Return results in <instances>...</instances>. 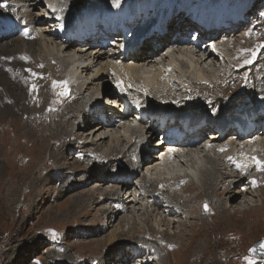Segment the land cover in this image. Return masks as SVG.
Instances as JSON below:
<instances>
[{"label":"bare ground","instance_id":"6f19581e","mask_svg":"<svg viewBox=\"0 0 264 264\" xmlns=\"http://www.w3.org/2000/svg\"><path fill=\"white\" fill-rule=\"evenodd\" d=\"M14 1L17 2V7L21 9L20 12L24 13L25 15H21L19 12L15 11V9L6 10V12L9 14L14 13L20 19L27 20L32 16L29 14H32V12L36 10L34 11V14H36V16H32V18L34 19H30L28 21V25L33 26L37 23H42V15L44 9L43 6L44 4H51L53 0ZM144 1L149 0H143L142 3ZM2 2L3 1H0V5H3L1 4ZM105 2L106 3H101V8L103 10L105 9L106 4H109L110 1L105 0ZM152 2V4H157L156 0H152ZM88 5H82L79 8L76 7L75 10H70L69 12H65V10L61 7L55 14L56 17H62L61 21H48V28H44L43 30L42 28H40V25V29H36L34 34H27L25 39H19L16 36L15 39L13 38L11 41H4L1 43L3 38L0 37V115H10L14 117H21L25 115L31 116L34 119V126L35 128H37L43 121L47 120L48 123L50 120H55L54 115L58 114L62 109L66 112L60 115V120H66L68 122V128L72 129L74 132V135H71L72 132L70 133V135L67 134L66 138H69L70 136L71 138L69 140L76 138L71 142L75 141V144L80 146L79 151H82L87 155H90L89 149L91 148L97 149V151L102 153V155L98 158H96L92 153L91 156L87 158L90 159V163L89 161H87V163H89V166H82V170L71 169L70 167H68L69 164L65 167L58 164L56 168L51 169L50 174H48V179L55 180L56 178V182L60 180L62 184H69L67 185V188L70 190L72 189V191L75 190V186H78L81 183L83 184L82 181L77 182V178L81 177H86L88 178V180H99L96 184V186H99V188L111 185V190H113L114 192L110 193L111 190L108 191L105 189L107 197L102 202L98 203L95 199V195H91V198L93 199V206L102 204V207H104V212L102 215L103 217L98 220V223L104 222L108 217L110 218L111 216L112 219H115V221L113 222L116 223L118 218L121 217V214L126 209H129L130 205L134 209V213H140L142 210L149 211L150 209H153V211H156L160 215H164V217L162 216L161 218V220H164H162V222H164V225H162L163 223L159 224V230H157L159 232L162 231L161 233H166V231H164L165 229L163 230L165 223H168L170 227L174 225L172 228H175V225L181 223L179 224L178 229H181L182 225L190 224L189 219L195 220L193 216L198 213L199 209L202 211L205 205L210 207V211L208 213H203L207 215V221L216 217L217 206L215 205V202L213 199H211V197L218 198L220 201V196L215 194L217 188L219 189V193H221V196H224L227 209L232 208L229 203L235 200L237 198V195L239 196V194H241L239 197L242 198V201L247 206L246 209L251 207L250 204H252V206H255L257 203L261 202V200L259 201V199L257 200V203L256 201L250 200L249 196L256 200V196L260 193H264V189H259V191L251 192V190H248V185L245 183V180H249V185L264 188V170H262L264 169V165L260 164L255 166V169H257L259 173L257 178L252 177L250 175V169L247 168L239 169L237 177H235V174L233 173H229L228 175L226 169H224L225 165L237 161H242L246 165H251L255 162V160H253L252 158L254 156H257L258 158V155L256 154H258L259 152L261 154L262 151L264 152V134L262 136H260V134L256 137L252 136L250 123L246 124V122L243 121L245 118L250 117L249 112L247 113L246 117L244 115V117L235 119L240 120L238 130L239 133H243L242 136L238 137L232 134V136L234 137L230 140L231 143L228 142L226 144L225 138L229 134L224 137L219 143L212 144L210 141H208L203 147L199 146L198 143H195L194 146H190V149H181L179 144L176 145V148L166 149L165 146L154 145L156 137L154 136L155 134L150 137L149 133H151V129L149 128H154L161 125V121L158 119V117H164L166 114L173 115L174 119L175 117L179 116H190L192 118H197V121L187 125V120H181V128H184L183 131L185 132H191L193 129H195L197 130L196 132L199 133V136L203 137L206 135V130L203 129L204 124L200 123V120H205V124H208L210 122V118L208 117L213 116L210 112L214 109L215 105H219L216 106L215 109L216 111H221L220 115L222 119L228 115L238 117L244 112L248 111V107H250L252 101H256L257 97L260 96L261 92L254 87V90L247 91V93L245 95H242V97L237 94L235 99L229 101V99L233 96L232 90L234 89V85L237 81L238 76L241 75L242 79L247 81L249 86H257L261 83L262 75L256 73L253 77L252 73L241 74L240 72L225 75L227 68L230 66V63L227 60L229 58V55H225L227 54L228 49L224 46L218 47L217 50H219L224 56V59L222 60V55L218 52L211 51L209 49V45L205 43L206 41L201 44H194L190 42V40L187 39L182 33L184 28L189 24L182 21H180L176 25H174L173 23L169 27V30L173 31V36L176 33H181V37H178L174 42H172V38L169 36L161 37L158 34H154L150 44L156 41L157 44L162 45L163 48L160 49L159 47H157V44L155 47H153V44L152 46L150 44H146V42L143 44L141 35L154 25V21L152 20V18H156L159 22L157 12H152L150 16L146 17V11L149 8L145 3L143 4L141 10L138 8V5L134 6L130 4V6L128 7L130 16L127 17V12L125 13L124 19H126L128 23L125 27L123 24V28H127L129 36L124 44L118 45L117 47V42L116 44H114V49H112L110 52L112 55L116 54V58L109 59L107 55L102 57L100 56V54H96L95 56H93L96 51L91 46H79L78 48L75 46V42H77L79 45H82L83 43H79V41L73 40V38L71 37L72 31L68 32V25H66L68 21L72 20L77 14L78 15L73 20L72 27L77 28L80 33H84L83 30L79 29L82 23H85V26L88 25V27L91 25L92 27H96L99 26L100 22L104 23L103 20L105 18H97L94 19L93 24L91 22L89 23L87 21H81V23L75 25V21L80 20L82 17L90 16L94 13L98 14L96 13L98 9H96V7L91 8L90 6L86 10L88 12H85L84 9ZM91 10L92 12H89ZM141 14L143 15L142 18ZM211 14H214V11H212ZM135 16L137 18H141L139 19V22L136 19H133ZM105 20L106 22H108L109 18L106 17ZM6 21H8V18L6 16H0V24L5 23ZM262 24L264 25V22ZM17 25L18 35L23 31V21L22 24ZM244 27L245 26L243 25V29ZM5 28L9 31L12 27L10 25H7ZM64 32L65 34H68V37H62L64 38V40L58 43L57 38L61 37ZM237 32H239V30H236V33ZM102 33H105V31H102ZM102 33L100 34L102 35ZM201 33L203 34V36L208 35V33H206L205 31H202ZM260 34L261 33H259V35ZM110 37L111 38H109V40L111 41V39L113 40L115 36L110 33ZM231 37L232 35H223L221 36V39L230 41ZM249 37H251L250 34ZM137 40H139L138 43H136ZM167 42H169V45H166L168 44ZM136 44H139L141 47H137ZM126 45H134V47L132 49L128 47V50H123ZM236 47V50H240L239 48H241L242 46L236 45ZM118 48L119 50L117 51L116 49ZM99 49L102 50V47H100ZM147 51L150 52L145 53ZM17 58H21L22 61L26 63V66H22L23 63L21 62L12 63V60H15ZM233 65L235 67H239L241 63H234ZM59 68H61V72L59 71ZM11 69H21V74L10 76L9 72ZM64 69L66 70L65 74L69 75V79L60 77ZM29 70L33 71L35 75L27 76L22 72ZM167 73H170V77L175 78V81H178L175 76L177 73L182 75L184 79L188 78L187 82H185V84H183L180 89L181 94H174L168 87L160 88L161 84L159 83V81H161L162 78L165 77L164 74ZM36 75H38L40 79H36ZM206 78H209L211 85L206 87V89H202L200 88L202 86L201 82H199L198 79L204 81ZM30 80L35 82V88L29 83ZM50 80L53 85H62L63 82H65V92L70 91V95L65 96L63 89L55 93L50 100V98L47 97L48 94L46 93V90H48V82ZM221 80L223 84L221 86H218ZM186 85L189 86V89L186 87ZM212 86L214 88H212ZM114 89L122 93L123 96L129 98L130 101L126 103L122 99H118L117 95H115L114 93ZM76 92H78L79 94L78 100H75L78 97L77 95H75ZM186 92L188 93V96L184 98ZM33 94H36V100L34 99ZM103 95H105V97L102 98ZM212 95L215 98L218 97L213 101L214 103H203V99H206L210 96L212 97ZM96 96L98 97L97 102L94 101ZM115 98L118 99L116 100V102L120 101L122 104L124 102L125 104L123 105H128L131 103V105L133 106L132 99H136L138 100L136 102L141 103V105L135 104L134 107L137 109V111L134 112V114L130 115L127 113L129 111H125L123 115V117H127L128 119L129 117L133 118L135 115H137L134 120H140V123L146 120L148 123V125L140 124V128L144 132L147 131L142 143H144L145 140H147L146 142H148V138L150 142L148 143L144 157H142L138 163H134L131 160L128 162H125V160H117L119 158H127L128 154L126 153V150L130 143L129 131L131 133L133 132L132 129L135 123L132 124V127L130 126V129L126 130L123 127L118 132L108 128L109 126L114 127L113 124H108L111 123L110 120L108 122L100 121L102 125L98 124L97 127L93 128L91 131H93L94 133V130H97V132L99 130H102V133L97 137H100L101 135H107V137H104V140L109 139V141H107L108 143H105V141H103L102 143H98L102 139H100L99 141H95L94 139H86V137L84 139L82 138V134V136H78L76 133V130L82 132L79 128V123H84L86 126H89L96 120L95 116L92 120V117H90L88 112L86 111V108H91V105H88L89 103L94 101L95 107L97 105H102L104 107V110H107V106H105V104H109V101H113V99ZM106 100L108 101L107 103ZM70 101H73L71 103V107H69L68 104ZM152 102L154 104H157L158 102L164 103L166 107L159 110L153 109L155 111L151 113L150 111L152 110V107H156L154 104H152ZM32 103H36L40 110H38L37 112L31 111L29 114H26ZM185 103L188 105V107L185 106ZM66 104L68 105V107H65L67 106ZM77 104L82 107L81 109L78 106L81 110H73L74 108H78ZM142 106H145L146 110L143 111L141 109ZM262 107L264 108V102L262 103ZM117 110L121 112L122 109H120L119 107V109L117 108ZM175 110H177L178 113H175ZM253 110L258 109L257 107H255ZM144 112L146 113L144 114ZM96 113L99 114V111H97ZM147 114H150V116ZM113 119L117 120L118 118ZM97 122H99V120H97ZM216 124L225 127L226 121H217ZM228 124H231V122H228L226 125ZM176 125H178V122L170 127H174ZM46 130L49 131L50 129ZM122 132L125 133L128 138L121 137ZM5 133L7 132L5 131ZM196 134L197 133L192 134L188 141L191 142L193 138L197 137ZM92 135L91 137H93ZM246 136L249 137L246 140L253 139V137L258 139L256 141L252 140V142L247 146H242V142L245 140L244 138ZM258 136H260V138ZM10 138L17 139V135L15 134V132H10ZM61 138L62 137H58V143L60 142ZM216 138L217 134H214L212 139ZM98 144L99 146H97ZM95 146H97V148ZM239 147H241L240 150ZM50 148L52 152H56L53 146H50ZM150 148H155L154 152L161 149V159L153 161L157 157H153V154L151 153L150 155H148L149 157H145ZM38 149L40 150V147ZM171 150H176L178 160L174 154L175 152ZM52 152H50V158L52 155H54V153ZM77 152L70 153L69 160L74 161L75 159L72 155ZM159 160H161V164L158 163ZM182 163L191 165L190 170H197L199 176H202L203 179L205 177H210V179L203 182L200 180L197 183L193 179H190L188 175L178 177L176 171L174 173L170 172L171 170L176 169H178L177 171L184 172L181 169L185 168L186 165ZM79 165H81V162L79 163ZM220 165L222 166V169H220ZM116 168L118 169V172L112 174L114 173ZM3 169L4 168L0 165V172ZM220 171V174H222L221 177L220 175L218 176V172ZM143 172H145V177L143 178V181L140 182L139 186H143L144 190H149L148 193L151 194H146L148 196L144 200H138L137 197L143 195V190L137 185L132 187V189L135 187L134 192L131 189L133 182L130 181V178H139V176L143 174ZM167 174L171 176H168ZM1 179L2 177L0 178V180ZM101 180H103V182ZM108 180L114 181L111 182ZM186 181L188 182L186 183ZM209 181H213L214 185H212V183H210ZM180 182H183L186 185L180 186ZM157 183H159L161 187H165L162 188L163 191L156 187ZM203 183L205 184V186ZM191 184L195 185L197 187V190L198 188H202L204 190L205 188L207 189L204 195L209 199L208 203H205V201L201 198L198 199L199 196L195 198L197 194L193 198H190L188 194H186L187 191L193 192V187L191 186ZM232 187L234 188V193H231L229 191V189ZM102 188L98 191H103ZM156 188L162 192L159 193L156 190L155 192L150 191V189ZM168 188H171V190H168ZM65 192H68V190L66 189ZM111 194H115L114 197H119L120 195L125 196V194H128L129 196L128 198H122L123 200L121 203H119L117 209L105 208L104 205L106 202H108V196ZM172 194H174L175 197L172 198ZM100 196L102 197V195L100 194L97 197V200L100 199ZM178 196H180L181 198L178 199ZM160 197L161 202H163L166 206V208L164 209L161 206V202H159ZM120 199L121 198L119 197L116 200ZM194 201H200L199 205L202 208H199V206H197L193 208L191 207L192 209L190 210V208L186 209L184 207V205H186L188 202L193 203ZM137 202L139 203L138 205H140L138 211H136L137 205L133 204ZM84 203L87 204V200H85L83 204ZM157 204L158 206H156ZM176 204L179 205V210L181 212H184L183 215H176L175 212H173L172 206ZM211 206H213V208ZM250 211H256V209L253 208L250 209ZM263 213L264 210H262V215ZM127 219H129L128 216ZM199 219V222H205V220H203L202 218ZM120 221L122 223L126 222L125 218ZM185 222L186 224H184ZM128 223L129 220H127V225H129ZM262 223L264 222H261L260 224ZM120 226L121 224L115 225L113 223L112 229L116 228L120 230L122 228V226ZM103 230L106 229H101V231ZM114 234L113 236H111V240H116ZM143 239L147 243L149 242V240H153L151 238H148L149 240L147 238ZM136 243H140V241H137ZM113 244L115 243H112L110 247H113ZM176 244L177 242L173 241L171 245H165L164 248L168 250L169 246H174ZM135 245L137 244L128 243L123 247L115 246L117 248L109 250V254L104 255V261L106 260L105 263H107L108 261L110 264H119V260L128 257V259H131L129 264H137V261L142 260L143 258H145V261H142L143 263L138 262V264H151L149 260L158 258L159 254L161 255V251L147 252V250H144L143 245H140L139 247H135ZM166 249H163V251H167ZM131 254H133V257H130ZM22 257H24V255ZM55 263L73 264V262L69 261H64L62 263H58L57 261H55Z\"/></svg>","mask_w":264,"mask_h":264},{"label":"rangeland","instance_id":"374dc122","mask_svg":"<svg viewBox=\"0 0 264 264\" xmlns=\"http://www.w3.org/2000/svg\"><path fill=\"white\" fill-rule=\"evenodd\" d=\"M88 1L92 4L98 2L106 3L105 0H63L64 4L69 8H73V10L76 7L88 5ZM249 1H252V4L257 3L252 7L246 18H251L250 22L245 26L241 35L242 30L232 40L223 44V46L229 49L228 52H231L229 55L231 57L228 58L231 63L226 71L227 74L236 72H240L241 74L252 73L253 77L256 73L264 74V25L262 24L264 22V0ZM68 2L71 5H67ZM14 5L17 6V3H14ZM33 15V17L36 16L34 12ZM182 33L186 35L184 32ZM259 33L261 34L259 35ZM249 34L251 37H249ZM178 37H181V33ZM238 39L243 40V45L239 48L240 50L236 51L234 45H237ZM57 42L60 43V39ZM113 42L114 39L110 42L111 46ZM160 46V44H157V47ZM258 50H260V54L256 62L254 64L253 62L247 64L246 60H252V54H255ZM107 51L108 49L103 53ZM234 63H241V65L235 67ZM59 71L61 72V68H59ZM65 72L66 70L64 69L60 77L69 79V75L65 74ZM63 83L65 84V82ZM247 84L248 82L243 80L242 76L239 75L232 90L233 96L229 101L235 99L237 94L241 97L245 95L247 93L245 85ZM242 89H244V93L241 95L239 92ZM75 95L78 96V92ZM33 97L36 100V94H33ZM262 102H264V97L257 99L255 104L248 108L256 107ZM68 104L71 103L69 102ZM78 106L79 104H77ZM65 107H68V105ZM79 107L82 109L81 106ZM79 107L73 110L78 111ZM38 110L40 109L37 104L32 103L26 114H29L31 111L37 112ZM113 110L116 109L113 108ZM64 112L66 111L61 109L58 114L54 115L55 120H50L48 123L47 120L43 121L37 128H35L34 119L31 116L14 117L0 115V165L4 168L0 172V178L2 177L0 180V264H57L55 261L58 263L69 261L73 262V264H110L108 261L105 263L104 255L109 254V250L123 247L128 243L143 245L145 246L143 247L144 250H147V252L161 251V255L159 254L158 258L149 260L151 264H264L263 262L256 263L248 255L251 248L264 240V223L260 224L264 222V213L262 215V210H264V193H260V196L256 194V200L249 196L250 200L257 203L259 199L261 202L255 206L249 203L251 207L248 209H246L247 206L242 201V198L239 197L241 195L239 194L235 200L229 203L232 208L227 209L224 196H221L217 188L215 194L220 196V201L218 198L211 197L217 206L216 217L207 221V215L203 213L210 211V208L204 207L203 212L199 209L198 213L193 216L195 220L189 219L190 224L182 225L181 229H178L181 223L175 225V228H172L174 225L170 227L168 223H165L163 230L165 229L166 233L157 231L159 230V224L163 223L162 225H164L163 219L161 220L164 215H160L156 211H153V209L134 213V209L129 204V209H126L121 214L116 223L113 222L115 219H112V216L108 217L104 222L98 223V220L103 217L104 207H102V204L93 206L91 195H95L98 203L102 202L107 197L105 189L110 191L111 185L101 187L103 191L100 192L98 190L101 188L96 186L99 180H88L86 177H81L77 178V182L82 181L83 184L75 186V190L72 191V189L67 188L69 184H62L58 179L56 182V178L55 180L48 179L51 169L56 168L58 164L64 167L69 164L68 167L78 170H82V166H86V162H81V165H79L80 162L77 160H69V154L79 151L80 146L75 144V141L71 142L76 138L71 140H69L71 136L66 138L67 134L70 135L72 132L71 135H74V132L68 128L66 120H60V115ZM133 121L135 120L131 118L130 122ZM79 124L80 130L85 133L76 130L78 136L83 135L82 138L85 139L86 137V139H94L95 141L102 139L98 143H102L103 141L108 143L109 139L104 140V137H107V135L97 137L102 133V130L98 132L94 130V133L91 131L97 127V124H94V122L89 126H86L84 123ZM12 129L17 135L18 140L10 138ZM58 137H62L59 143ZM244 142H242V145ZM50 146H53L56 152H52ZM97 146L95 147L97 148ZM39 147L40 150L38 149ZM95 150L91 148L89 152L94 153L95 157L102 154L101 152L100 154L95 153ZM50 152L54 153L51 158L49 156ZM117 160L129 161L128 158H119ZM155 160L157 159L155 158L153 161ZM158 163L160 164L159 161ZM185 168L181 169L184 172H176L178 177L185 176L187 173L192 174L197 172L196 170H190L191 165L187 164ZM220 169L222 168L220 167ZM114 172H118V169L116 168ZM170 172L174 173L175 170H171ZM220 173L221 171L218 172V176L220 175L221 177L222 174ZM144 174L145 172L139 178L130 180L133 182L131 189L133 186L140 185V182L145 177ZM191 178L197 183L200 180L203 182L210 179V177H205L204 180L202 176H191ZM101 181L103 182V180ZM108 181L112 182L114 180ZM209 182L214 185L213 181ZM184 185L186 184H180V186ZM191 186L193 187V192L187 191L186 194L190 198H193L197 194L195 198L199 196L198 199L201 198L205 203H208L209 199L204 195L207 189L198 188L197 190L195 185L191 184ZM156 187L163 191L162 188ZM66 189L68 192H65ZM156 189H150V191H155ZM132 190L135 192V187ZM160 190L158 191L162 192ZM168 190H171V188H168ZM229 191L234 193V188H230ZM252 191L254 192V190ZM113 192L111 190L110 193ZM100 194L102 197L100 196V199L97 200ZM114 195L108 196L109 200L105 203V208L115 209L119 201L121 202V200L129 196L128 194H125V196L120 195L121 199L116 200L119 197H114ZM143 195L138 196L137 199L144 200ZM173 197L175 196L172 194ZM180 198L178 196V199ZM85 200H87V204H83ZM199 203L200 201L188 202L184 207L186 209L190 208V210L197 206L202 208ZM133 204L137 205L136 211H138L140 207L139 203ZM211 207L213 208V206ZM253 208L256 211H250ZM127 216L129 219H127ZM123 218H125L126 222L122 223L120 220ZM199 218H202L205 222H199ZM127 220H129V225H127ZM113 223L115 225L121 224L122 228L120 230L116 228L112 229ZM103 228L106 230L101 231ZM113 234L116 240H111ZM143 238H151L153 240L148 239L149 242L147 243ZM137 241H140V243H136ZM173 241L177 242V244L169 246L168 250L164 248L165 245H171ZM112 243L115 244H113V247H110ZM163 249L167 251L164 252ZM23 255L24 257H22ZM142 261H145V259L138 260L137 264Z\"/></svg>","mask_w":264,"mask_h":264},{"label":"water","instance_id":"95a60500","mask_svg":"<svg viewBox=\"0 0 264 264\" xmlns=\"http://www.w3.org/2000/svg\"><path fill=\"white\" fill-rule=\"evenodd\" d=\"M262 244H264V240L260 241L255 247H253L254 251L251 249L249 254L264 260V248L261 247Z\"/></svg>","mask_w":264,"mask_h":264},{"label":"snow or ice","instance_id":"6c2138e0","mask_svg":"<svg viewBox=\"0 0 264 264\" xmlns=\"http://www.w3.org/2000/svg\"><path fill=\"white\" fill-rule=\"evenodd\" d=\"M114 2H115L117 5L119 4V0H114ZM4 6H6V5H0V7H4ZM246 63H251V61H246ZM33 87L35 88V86H33ZM253 159H255V158H253ZM256 163H257L258 165H260V164H262V163H264V162H261V161H259V160H256ZM238 166L241 167V168L244 167V165H238ZM262 170H264V169H262ZM205 208H207V205H205ZM261 247L264 248V244H262ZM253 251H254V249H253Z\"/></svg>","mask_w":264,"mask_h":264}]
</instances>
